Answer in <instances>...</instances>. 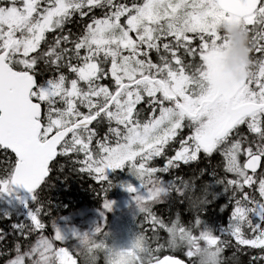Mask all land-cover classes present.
Masks as SVG:
<instances>
[{
    "label": "snow or ice",
    "instance_id": "obj_1",
    "mask_svg": "<svg viewBox=\"0 0 264 264\" xmlns=\"http://www.w3.org/2000/svg\"><path fill=\"white\" fill-rule=\"evenodd\" d=\"M225 23L249 33L240 78ZM68 166L139 181L129 247L58 227ZM0 201L27 221L0 227L3 264H264V0H0Z\"/></svg>",
    "mask_w": 264,
    "mask_h": 264
},
{
    "label": "rangeland",
    "instance_id": "obj_2",
    "mask_svg": "<svg viewBox=\"0 0 264 264\" xmlns=\"http://www.w3.org/2000/svg\"><path fill=\"white\" fill-rule=\"evenodd\" d=\"M115 172L122 173L120 181L121 192L109 200L114 202L111 211L105 210L102 205L98 210L88 211L85 208H78L68 215L57 217L55 220L58 227L67 236L71 237L73 230L81 233H90L94 231L96 226L103 225V231L107 233V236L103 237V239L111 242V244H106L108 247L120 250L131 245L139 230L140 219L142 220V218L133 199L135 194L129 193L126 190V185L132 184L137 187L139 186V181L127 169L107 170L106 174L108 176ZM144 228L146 232H151L146 222L144 223ZM100 259L105 263L103 254H101Z\"/></svg>",
    "mask_w": 264,
    "mask_h": 264
},
{
    "label": "trees",
    "instance_id": "obj_3",
    "mask_svg": "<svg viewBox=\"0 0 264 264\" xmlns=\"http://www.w3.org/2000/svg\"><path fill=\"white\" fill-rule=\"evenodd\" d=\"M104 130L106 131V125L104 126ZM215 163V162H213ZM68 173L65 175H57L53 174V178L50 183V187L45 191L46 201L50 200L52 203V218L56 219L59 216H64L72 213L77 208L84 206L89 208L90 210H98L104 202V199L107 200L113 199L121 192V172H115L108 175L109 181H111L113 187L109 188L105 193L102 191V185L97 184L92 180L87 174H79L77 172L71 171L70 166ZM184 175V173H180ZM167 176V175H166ZM226 199V198H224ZM224 200H221L219 203H223ZM9 210V206L4 202L0 201V214L3 211ZM20 215L13 214V220L8 222H0V227H4L5 229L9 228V224L17 221H25L23 217V209H18ZM161 211H165L167 213L166 207H159L156 212L157 215L160 214ZM219 215V214H218ZM183 216L185 220H187L188 213L184 212ZM227 216H220V219L216 221L217 224L226 223ZM45 222L48 223L49 220L46 217ZM50 231V227H49ZM146 234L150 237L152 235L151 232H146ZM180 258H184L182 254H177ZM232 255V250L228 249L225 251L224 256L230 257ZM0 264H3V261L0 260ZM98 264H105L101 259L98 261Z\"/></svg>",
    "mask_w": 264,
    "mask_h": 264
},
{
    "label": "clouds",
    "instance_id": "obj_4",
    "mask_svg": "<svg viewBox=\"0 0 264 264\" xmlns=\"http://www.w3.org/2000/svg\"><path fill=\"white\" fill-rule=\"evenodd\" d=\"M221 27L230 41L222 57L224 69L240 78L250 62L252 49L249 33L243 24L225 23Z\"/></svg>",
    "mask_w": 264,
    "mask_h": 264
},
{
    "label": "flooded vegetation",
    "instance_id": "obj_5",
    "mask_svg": "<svg viewBox=\"0 0 264 264\" xmlns=\"http://www.w3.org/2000/svg\"><path fill=\"white\" fill-rule=\"evenodd\" d=\"M157 166H161V164L160 163H158V165ZM172 177H170V176H165V179H171ZM139 186H137V188H138ZM165 205H163V204H157V205H155L154 206V208H153V210L155 211V212H157L158 211V208L159 207H164ZM79 208H85L86 210H90L89 208H87V207H84V206H81V207H79ZM78 209V208H77ZM161 213V212H160ZM104 242L106 243V244H111V242H108V241H105L104 240Z\"/></svg>",
    "mask_w": 264,
    "mask_h": 264
}]
</instances>
